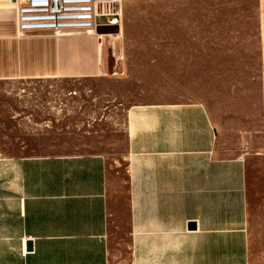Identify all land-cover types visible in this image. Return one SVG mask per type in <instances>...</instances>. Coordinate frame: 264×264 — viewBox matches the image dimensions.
Here are the masks:
<instances>
[{
	"label": "crops",
	"instance_id": "crops-1",
	"mask_svg": "<svg viewBox=\"0 0 264 264\" xmlns=\"http://www.w3.org/2000/svg\"><path fill=\"white\" fill-rule=\"evenodd\" d=\"M207 1H255L259 128L243 136L250 148L227 149L199 100L127 108L131 264H252L253 248L264 264V0ZM126 54L120 27L19 36L0 0V80L98 77L117 63L128 78ZM109 188L105 153L1 154L0 264H114Z\"/></svg>",
	"mask_w": 264,
	"mask_h": 264
},
{
	"label": "rangeland",
	"instance_id": "rangeland-1",
	"mask_svg": "<svg viewBox=\"0 0 264 264\" xmlns=\"http://www.w3.org/2000/svg\"><path fill=\"white\" fill-rule=\"evenodd\" d=\"M186 1L120 0L106 12L124 39L128 78L117 63L120 69L109 67L98 77L0 80V155L105 153L114 264H131L130 105L199 100L215 117L218 144L227 149L250 148L243 136L259 128L255 1ZM251 255L257 264L254 248Z\"/></svg>",
	"mask_w": 264,
	"mask_h": 264
},
{
	"label": "built area",
	"instance_id": "built-area-1",
	"mask_svg": "<svg viewBox=\"0 0 264 264\" xmlns=\"http://www.w3.org/2000/svg\"><path fill=\"white\" fill-rule=\"evenodd\" d=\"M16 7L18 35L97 32L100 0H9ZM102 9V11H100Z\"/></svg>",
	"mask_w": 264,
	"mask_h": 264
},
{
	"label": "bare ground",
	"instance_id": "bare-ground-1",
	"mask_svg": "<svg viewBox=\"0 0 264 264\" xmlns=\"http://www.w3.org/2000/svg\"><path fill=\"white\" fill-rule=\"evenodd\" d=\"M120 0H100V4H102L103 12L111 11L113 8L118 7L120 4Z\"/></svg>",
	"mask_w": 264,
	"mask_h": 264
},
{
	"label": "water",
	"instance_id": "water-1",
	"mask_svg": "<svg viewBox=\"0 0 264 264\" xmlns=\"http://www.w3.org/2000/svg\"><path fill=\"white\" fill-rule=\"evenodd\" d=\"M100 26H101V25H100ZM113 27H115V28H112L111 30H104V31L98 29V32H99V33H100V32L116 33L117 31H119V27H118V25L113 26ZM190 226H191V227H196V224H195V223H192ZM28 245L31 246V245H30V242L28 243Z\"/></svg>",
	"mask_w": 264,
	"mask_h": 264
}]
</instances>
